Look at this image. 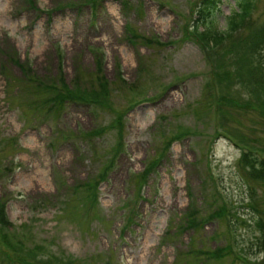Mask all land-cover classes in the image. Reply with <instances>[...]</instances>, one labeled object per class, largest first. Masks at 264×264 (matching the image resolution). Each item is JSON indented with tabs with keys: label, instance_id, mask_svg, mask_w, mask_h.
<instances>
[{
	"label": "rangeland",
	"instance_id": "rangeland-1",
	"mask_svg": "<svg viewBox=\"0 0 264 264\" xmlns=\"http://www.w3.org/2000/svg\"><path fill=\"white\" fill-rule=\"evenodd\" d=\"M198 1L0 0V264H264V0Z\"/></svg>",
	"mask_w": 264,
	"mask_h": 264
},
{
	"label": "trees",
	"instance_id": "trees-1",
	"mask_svg": "<svg viewBox=\"0 0 264 264\" xmlns=\"http://www.w3.org/2000/svg\"><path fill=\"white\" fill-rule=\"evenodd\" d=\"M253 0H236L237 11L226 16L224 20L223 30H216L215 23L213 21V16L216 14L219 0H199L196 3L194 10V19L192 27V35L197 40L199 44L207 48L212 45L220 43L224 38L229 37L228 35L236 33L238 30L243 28L244 22L248 19V16L251 12ZM238 43H235L239 48H243L249 52L253 57H257V49L260 50L264 48V40L258 32L252 33L248 32L245 36L240 39H237ZM207 57V56H206ZM98 66V64H97ZM258 76L259 81L264 82V75L258 70L255 66L254 70ZM49 89V87L47 86ZM53 94L51 98L48 99V103L52 107H60L63 102L74 103L80 99H83V96H79V93L72 92L71 88L63 87V91H58L55 87L53 88ZM86 96H97V93L94 91H86ZM94 101H98L97 98H94ZM93 102V103H96ZM99 102V101H98ZM251 151V150H250ZM248 156V155H246ZM248 168H253L254 165L246 164ZM4 206L0 202V224H6L4 217ZM186 216L185 223L195 225L194 219L188 221ZM9 225V224H8ZM191 226V225H190Z\"/></svg>",
	"mask_w": 264,
	"mask_h": 264
}]
</instances>
